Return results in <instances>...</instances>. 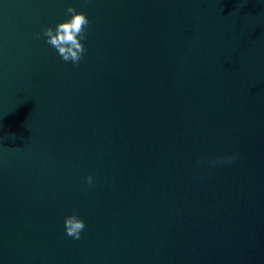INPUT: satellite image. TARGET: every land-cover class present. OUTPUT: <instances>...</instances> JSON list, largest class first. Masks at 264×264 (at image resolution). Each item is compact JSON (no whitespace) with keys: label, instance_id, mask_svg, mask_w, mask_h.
Returning a JSON list of instances; mask_svg holds the SVG:
<instances>
[{"label":"water","instance_id":"obj_1","mask_svg":"<svg viewBox=\"0 0 264 264\" xmlns=\"http://www.w3.org/2000/svg\"><path fill=\"white\" fill-rule=\"evenodd\" d=\"M0 264H264V0H0Z\"/></svg>","mask_w":264,"mask_h":264},{"label":"clouds","instance_id":"obj_2","mask_svg":"<svg viewBox=\"0 0 264 264\" xmlns=\"http://www.w3.org/2000/svg\"><path fill=\"white\" fill-rule=\"evenodd\" d=\"M66 14L70 18L58 23L55 28L45 27L42 35L46 38V43L55 48L63 61H71L78 64L86 51L81 40L85 38L86 27L90 21L83 12H77L73 7L66 9ZM39 39L41 33L34 34ZM89 186L92 184V177L86 178ZM66 234L74 239H80V234L85 228V222L79 219L76 214L69 215L65 218Z\"/></svg>","mask_w":264,"mask_h":264}]
</instances>
